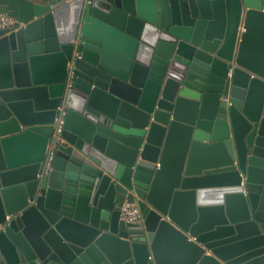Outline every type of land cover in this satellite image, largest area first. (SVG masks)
Listing matches in <instances>:
<instances>
[{
	"label": "water",
	"instance_id": "water-1",
	"mask_svg": "<svg viewBox=\"0 0 264 264\" xmlns=\"http://www.w3.org/2000/svg\"><path fill=\"white\" fill-rule=\"evenodd\" d=\"M0 13V264H264V0Z\"/></svg>",
	"mask_w": 264,
	"mask_h": 264
},
{
	"label": "built area",
	"instance_id": "built-area-1",
	"mask_svg": "<svg viewBox=\"0 0 264 264\" xmlns=\"http://www.w3.org/2000/svg\"><path fill=\"white\" fill-rule=\"evenodd\" d=\"M18 21L16 18L0 13V29L2 28H16ZM63 112L61 111L59 116L54 118L53 132L46 145L43 169L47 171L52 160V155L56 145L61 142L60 133L62 131L63 124ZM119 218L127 223L138 224L141 223V213L136 203H123L119 210Z\"/></svg>",
	"mask_w": 264,
	"mask_h": 264
},
{
	"label": "crops",
	"instance_id": "crops-1",
	"mask_svg": "<svg viewBox=\"0 0 264 264\" xmlns=\"http://www.w3.org/2000/svg\"><path fill=\"white\" fill-rule=\"evenodd\" d=\"M241 30H243L242 27H241Z\"/></svg>",
	"mask_w": 264,
	"mask_h": 264
}]
</instances>
